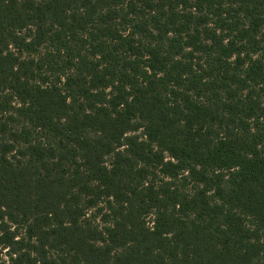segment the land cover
Masks as SVG:
<instances>
[{
  "label": "trees",
  "instance_id": "16d2710c",
  "mask_svg": "<svg viewBox=\"0 0 264 264\" xmlns=\"http://www.w3.org/2000/svg\"><path fill=\"white\" fill-rule=\"evenodd\" d=\"M0 264H264V0H0Z\"/></svg>",
  "mask_w": 264,
  "mask_h": 264
},
{
  "label": "rangeland",
  "instance_id": "374dc122",
  "mask_svg": "<svg viewBox=\"0 0 264 264\" xmlns=\"http://www.w3.org/2000/svg\"><path fill=\"white\" fill-rule=\"evenodd\" d=\"M148 221H150V220H148Z\"/></svg>",
  "mask_w": 264,
  "mask_h": 264
}]
</instances>
